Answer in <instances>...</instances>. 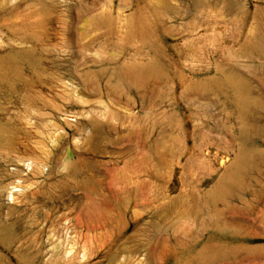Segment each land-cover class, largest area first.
<instances>
[{
  "label": "rangeland",
  "instance_id": "374dc122",
  "mask_svg": "<svg viewBox=\"0 0 264 264\" xmlns=\"http://www.w3.org/2000/svg\"><path fill=\"white\" fill-rule=\"evenodd\" d=\"M0 264H264V0H0Z\"/></svg>",
  "mask_w": 264,
  "mask_h": 264
},
{
  "label": "bare ground",
  "instance_id": "6f19581e",
  "mask_svg": "<svg viewBox=\"0 0 264 264\" xmlns=\"http://www.w3.org/2000/svg\"><path fill=\"white\" fill-rule=\"evenodd\" d=\"M14 187H17V185H14ZM10 196H13V191L10 192Z\"/></svg>",
  "mask_w": 264,
  "mask_h": 264
}]
</instances>
